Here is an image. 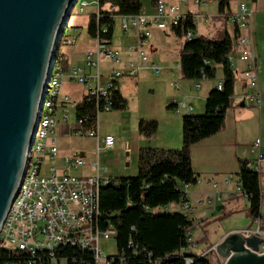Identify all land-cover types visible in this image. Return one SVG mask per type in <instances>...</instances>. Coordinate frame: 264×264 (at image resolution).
Listing matches in <instances>:
<instances>
[{
	"label": "built area",
	"instance_id": "obj_1",
	"mask_svg": "<svg viewBox=\"0 0 264 264\" xmlns=\"http://www.w3.org/2000/svg\"><path fill=\"white\" fill-rule=\"evenodd\" d=\"M209 2L210 0H177L176 3H167L164 0H154L151 14L141 12L136 15H116L113 5L106 4L101 8L99 0H77L74 7H77L78 13L91 7V13L95 15L97 26L95 36L91 38L94 47L85 53L82 65H66L65 68L63 62L66 58L59 49L61 46L71 45L73 40L64 34L65 31L61 37L48 81L44 84L33 141L26 154L25 171L0 227V251L24 253L30 259L27 264H66V259L61 254L69 247L72 251L81 253V256L90 255L94 264H113L116 252L112 256L105 255L102 244L114 242L116 231L111 223L101 219L99 209V189L110 182L103 175L106 169L97 160L86 163L78 154L62 157L60 166L53 163L58 157L56 141L52 137L56 126L55 114L60 111L63 122H66L69 109L74 110L76 104L62 92V81L66 78L79 84L85 89V96L94 100V124L84 128V119H77L74 114V123L68 125L67 136L93 138L96 142L97 159L102 151L111 149L115 141L111 134H98L99 114L111 110V89L118 86V80L122 77H134L142 70H150L155 74L160 71L148 55L151 27L170 31L171 27L187 16H191L195 26L199 21L208 24L209 18L201 14V8H205ZM254 11L253 0H238L236 10L227 14L238 30L227 60L230 66L234 65L235 59L245 64L242 78L248 89L243 101L258 108L261 97L251 40ZM104 18L112 21L118 18L123 32H134L135 42L124 49L112 47L110 42L101 37L108 32L106 23H100ZM194 36L195 30L188 31L185 39L189 40ZM103 64L110 65L107 71H103ZM216 88L221 90V82L216 84ZM179 105L185 107V102ZM187 110H190L189 106ZM263 160V156L257 153L253 160L248 161V167L259 173ZM85 166L90 174L78 176L72 173ZM236 191L242 194L238 186ZM261 193L263 203V192ZM101 223H104L103 227ZM253 223L254 229L236 231L244 237L252 234L259 236L261 243L257 253L262 254L264 232L260 230L259 218L254 219ZM128 244L131 246L130 242ZM118 259L120 262L124 261L122 257Z\"/></svg>",
	"mask_w": 264,
	"mask_h": 264
},
{
	"label": "crops",
	"instance_id": "obj_2",
	"mask_svg": "<svg viewBox=\"0 0 264 264\" xmlns=\"http://www.w3.org/2000/svg\"><path fill=\"white\" fill-rule=\"evenodd\" d=\"M164 1L167 2L166 0ZM233 1L230 4L229 12L236 10L238 0L235 1L236 3ZM176 2L177 0L168 1L167 3ZM254 9L251 24V40L255 56L258 89L261 97L260 106L256 108L247 105L243 101V97L248 89L245 80L242 78V70L245 64L235 59L234 65L231 66L235 77L234 88L230 106L225 112L222 129L212 136L190 146L191 168L199 175L198 180L195 184L182 187L185 200L179 203H170L164 208L166 212H179L192 220V227L189 231L191 242L192 229L195 224L201 227L208 226L211 220L213 221L211 218L218 209L222 210L223 215H226V213L231 214L232 211H236L239 208L243 200L242 197L248 203L247 198L236 191L237 158L251 161L259 153L264 159L263 1L254 0ZM152 12L153 3L151 10L146 12V14H151ZM228 13H217L218 15L208 16L204 8H201V14L209 18V21L208 24L202 21L197 22L195 35L215 38L216 35H221L223 30L232 34L233 24L227 16ZM220 17L223 19L221 25L217 22ZM71 31L74 33L76 29L72 28ZM150 31L149 47L147 48L148 55L153 63L159 67V73L155 74L150 70H142L134 77H122L119 79L118 91L126 100V108L124 110H116L115 112L116 118L121 123L113 130L112 127L110 128L104 123L99 125L98 122V134L100 136L106 134L113 135L115 139L113 147L107 151H102L103 153H100L96 159V142L92 138L93 144L90 149L81 147L72 150L68 154L58 155L57 158L59 160L64 156L72 154H78L86 163L97 160L99 165L106 169L103 175L112 180L120 176V173H123L122 164L124 162L126 166L130 160H136L137 162L139 148L179 149L181 147V117L187 114L198 115L204 112V102L208 93L215 88L218 82L222 81V70L219 65L212 64L211 66L215 69L214 79H182L179 71L178 53L183 40L174 36L169 30H158L152 26ZM121 33V35L115 36L113 27L112 47L124 49L135 42L134 32L129 31L125 33L122 31ZM72 40L73 43L71 45L61 46L59 51L65 56L64 62L67 63V66H80L84 61L85 53L93 49L94 43L91 39V46L83 48L81 55L76 57L73 63L69 56L70 54L61 50L65 46H74L77 39L73 38ZM125 59L124 57V61ZM79 62L82 63L79 64ZM102 66L103 71H107L110 65L103 64ZM64 80H67V83H64ZM69 82L68 79H63L62 92L68 95L73 103H76L69 93L68 89L70 86L64 88V84H68ZM81 91L80 99L85 96V89L83 87ZM181 102H185V107H180L179 104ZM188 106L190 107L189 111L187 110ZM70 118H74V110L71 108L69 109L66 122H63L61 112H56V126L52 135L54 139L56 136L69 138L67 130L68 125H71L69 122ZM106 119H109V116ZM140 119H155L157 121V131L153 137L145 138L139 135L137 123ZM72 173L78 176H85L90 174V170L85 166L79 171H72ZM259 176L261 191L264 197V160L260 166ZM185 205L186 207H184ZM261 215L262 218L259 219L260 230L264 232V229H261L264 227L262 205ZM251 222L250 225L253 224V220ZM249 228L251 226L246 229ZM243 229L245 228H235L229 232H224L212 242L215 244L213 251L219 261L224 260V254H221L216 245L220 244L223 238L231 231ZM198 245H201V243ZM188 248L184 251L195 255H202V252L189 251Z\"/></svg>",
	"mask_w": 264,
	"mask_h": 264
},
{
	"label": "trees",
	"instance_id": "obj_3",
	"mask_svg": "<svg viewBox=\"0 0 264 264\" xmlns=\"http://www.w3.org/2000/svg\"><path fill=\"white\" fill-rule=\"evenodd\" d=\"M233 0H217V13L230 11ZM254 1V0H253ZM154 3V1H152ZM106 4L115 6L116 15H136L142 12L140 0H99L102 8ZM105 11V10H103ZM108 32L102 38L111 43L114 20L101 19ZM96 18L88 15L87 35L95 36ZM191 16L171 27L170 32L183 40L179 50V71L182 79H214L215 69L222 70V88L215 86L207 95L202 114H187L181 117V141L179 149L139 148L137 172L110 180L99 189V209L101 219L107 220L116 231L113 264H211L205 254L195 255L184 250L190 245L189 231L192 220L179 212H166L170 203L185 200L182 189L195 184L197 175L191 168L190 146L219 132L223 127L225 112L230 106L234 88V73L227 55L238 30L233 25L229 34L223 30L219 38L194 36L185 39L188 31H194ZM66 68L67 63L63 62ZM111 110H124L126 100L120 95L118 86L111 89ZM77 119H84L83 126L94 124L95 103L83 96L74 105ZM139 135L150 138L157 131L155 119H140L137 123ZM237 186L248 200V213L251 220L261 219L262 193L259 173L248 167V161L237 158ZM104 223H101L103 227ZM131 243V246L128 244ZM71 248H65L62 257L66 264H94L90 255ZM119 257L124 259L119 261ZM29 257L24 253L0 251V264H27Z\"/></svg>",
	"mask_w": 264,
	"mask_h": 264
},
{
	"label": "water",
	"instance_id": "obj_4",
	"mask_svg": "<svg viewBox=\"0 0 264 264\" xmlns=\"http://www.w3.org/2000/svg\"><path fill=\"white\" fill-rule=\"evenodd\" d=\"M77 0H0V227L25 171L44 84ZM259 236L228 233L224 264H264ZM216 248V249H217Z\"/></svg>",
	"mask_w": 264,
	"mask_h": 264
},
{
	"label": "rangeland",
	"instance_id": "obj_5",
	"mask_svg": "<svg viewBox=\"0 0 264 264\" xmlns=\"http://www.w3.org/2000/svg\"><path fill=\"white\" fill-rule=\"evenodd\" d=\"M152 1L153 0H140L141 2V10L142 12L146 13L151 10L152 8ZM169 1H175V0H166ZM234 0L233 2H235ZM264 3V0H262ZM232 2V1H231ZM91 7H88L85 12L78 13L77 7L75 6L73 10L71 11V14L69 16V19L67 21V27L65 29V35L69 38L73 39L75 38L76 43L74 46H65L63 49L64 52L70 54V58L72 62H75V58L81 55L82 49L87 48L91 46V39L87 35V24H88V15L91 11ZM205 13L208 16L211 15H218L217 14V0H210V2L205 6L204 8ZM222 17H220L217 22L219 25L222 24ZM114 31L115 36L121 35L122 30L120 28V21L119 19H115L114 21ZM221 22V23H220ZM72 28H75L76 31L73 33L71 31ZM70 35V36H69ZM220 34L216 35L215 38H219ZM77 46V47H76ZM76 47V48H75ZM81 48V49H80ZM69 58V59H70ZM82 62H79L81 64ZM64 83H67V80H64ZM71 84V85H70ZM69 87V93L71 94V97L74 98V101L77 103L80 99V94H82L81 86L75 82H69L68 84H64V88ZM119 111V110H117ZM116 110H110L107 113H101L98 116V122L99 125H102L104 123L105 125L112 127L113 130L117 128L118 124L121 123L116 116H115ZM109 116V119H106V117ZM74 118H70V124L74 123ZM109 128V129H110ZM56 145L59 149V156H62V154H68V152H71L72 150H76L78 148L84 147V148H91L93 144V139L88 137H77V136H71L69 138L64 136H59L55 138ZM103 152H101L102 154ZM55 166H58L60 164L59 158L55 159L53 162ZM122 170L123 173H120L121 175L118 177L123 176H132L135 175L137 172V162L136 160H130L128 165H125V162L122 164ZM125 171V172H124ZM121 172V170H120ZM116 177V178H118ZM114 178V179H116ZM242 195V194H240ZM242 202L239 205V208L236 211H232L231 214L223 215L222 210H217V212L212 216L211 222L208 226H198V224H195L192 229V242L188 246L189 251L193 252H202V255L205 254L207 259L210 261L211 264H224V260L217 259L215 252L213 251V248L215 244L212 242L218 238L222 233L229 232L232 229H239V228H248L251 226L252 229L255 228V224L252 223L249 213H248V203L245 200V198L242 197ZM262 211H264V202L262 204ZM261 229H264L261 228ZM201 243V245H198ZM213 244V245H212ZM102 247L104 249L105 255L112 256L115 254V244L113 241H109L107 244H102Z\"/></svg>",
	"mask_w": 264,
	"mask_h": 264
}]
</instances>
